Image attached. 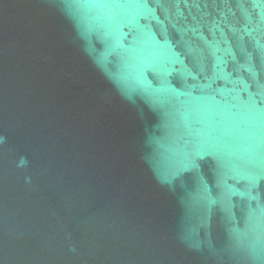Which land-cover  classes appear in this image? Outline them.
<instances>
[{
    "label": "water",
    "instance_id": "obj_1",
    "mask_svg": "<svg viewBox=\"0 0 264 264\" xmlns=\"http://www.w3.org/2000/svg\"><path fill=\"white\" fill-rule=\"evenodd\" d=\"M0 264H264V0H0Z\"/></svg>",
    "mask_w": 264,
    "mask_h": 264
}]
</instances>
